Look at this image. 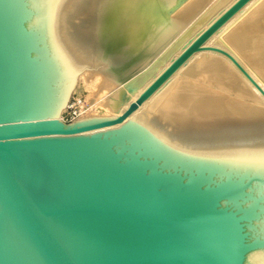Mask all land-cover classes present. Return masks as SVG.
I'll use <instances>...</instances> for the list:
<instances>
[{
    "label": "water",
    "instance_id": "1",
    "mask_svg": "<svg viewBox=\"0 0 264 264\" xmlns=\"http://www.w3.org/2000/svg\"><path fill=\"white\" fill-rule=\"evenodd\" d=\"M77 1L0 0V264H264V149L193 153L123 124L204 50L264 96L234 56L205 46L252 0L234 2L121 114L65 122L50 118L79 74L108 67L73 48Z\"/></svg>",
    "mask_w": 264,
    "mask_h": 264
},
{
    "label": "bare ground",
    "instance_id": "2",
    "mask_svg": "<svg viewBox=\"0 0 264 264\" xmlns=\"http://www.w3.org/2000/svg\"><path fill=\"white\" fill-rule=\"evenodd\" d=\"M236 1L78 0L68 18L73 48L108 67L92 78L82 71L59 117L47 118L64 121L81 81L90 94L76 121L121 114ZM205 46L229 52L264 90V0L249 2ZM127 121L183 151L264 149V96L209 50L190 58Z\"/></svg>",
    "mask_w": 264,
    "mask_h": 264
},
{
    "label": "rangeland",
    "instance_id": "3",
    "mask_svg": "<svg viewBox=\"0 0 264 264\" xmlns=\"http://www.w3.org/2000/svg\"><path fill=\"white\" fill-rule=\"evenodd\" d=\"M89 92L87 83L81 81L72 96L71 108L63 115L65 122L76 121L80 117L81 113L84 111V107L88 105ZM87 110H89V108Z\"/></svg>",
    "mask_w": 264,
    "mask_h": 264
},
{
    "label": "built area",
    "instance_id": "4",
    "mask_svg": "<svg viewBox=\"0 0 264 264\" xmlns=\"http://www.w3.org/2000/svg\"><path fill=\"white\" fill-rule=\"evenodd\" d=\"M70 108H71V107H70ZM70 108H69V109H70Z\"/></svg>",
    "mask_w": 264,
    "mask_h": 264
}]
</instances>
